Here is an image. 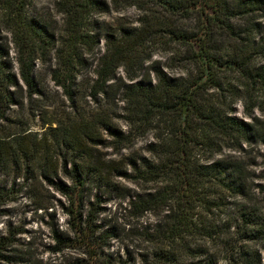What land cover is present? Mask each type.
Masks as SVG:
<instances>
[{
    "label": "trees",
    "instance_id": "1",
    "mask_svg": "<svg viewBox=\"0 0 264 264\" xmlns=\"http://www.w3.org/2000/svg\"><path fill=\"white\" fill-rule=\"evenodd\" d=\"M143 1L183 19L196 16V33L168 28V37L186 48L193 67L183 77L169 78L159 69L155 84L135 82L134 76L125 83L116 76L149 33L146 29L135 32L130 48L106 42L104 53L95 57L104 36L95 17L108 11L104 0H54L59 28L32 15L33 0H0V213L14 192L7 187L11 174L21 178L20 189L36 209L51 208L43 195L46 185L65 201L66 229L53 231L54 251L76 250L83 264H124L108 246L125 229L101 219L97 194L116 192L128 199V218L155 217L141 233L131 231L151 248L144 264H216L206 249L209 244L222 249L226 264H261L260 252L249 245L264 239V216L236 153L244 152L245 145L264 147V120L253 116L264 112V63L256 62L264 45L255 41L262 28L255 19L257 13L264 18V0ZM221 39L231 45L221 49ZM39 65L48 66L64 102L51 101L36 80ZM226 72L235 75L236 85L221 81ZM210 91L221 103L210 101ZM227 97L233 99L229 105ZM235 102L250 122L230 115ZM36 116L41 117L40 133L32 129ZM117 120H123L127 132ZM159 124L169 132L148 145L149 157L121 156L117 161L98 151L106 145L121 153ZM113 176L143 190L131 193L111 184ZM255 188L264 203V176ZM229 197L244 200L235 219L243 246L232 244L229 232L213 221ZM14 243L12 234L0 236V264H34L15 253Z\"/></svg>",
    "mask_w": 264,
    "mask_h": 264
},
{
    "label": "rangeland",
    "instance_id": "2",
    "mask_svg": "<svg viewBox=\"0 0 264 264\" xmlns=\"http://www.w3.org/2000/svg\"><path fill=\"white\" fill-rule=\"evenodd\" d=\"M108 6V11L104 14H99L95 17L98 22V31L103 32L104 36L99 39V45L95 51V57H99L104 53L107 43L112 45H121L129 47L132 36L138 30L146 29L149 33L145 34L140 44L135 48V51L123 67L117 70V77L123 82L129 83L128 77L134 76L135 82L145 81L146 83L155 84V71L161 70L169 78L183 77L186 73L191 72L193 67L188 62L186 48L177 44L168 37V28H175L187 32L196 33L198 31V22L196 16L189 19H183L178 16L171 15L160 6L147 3L143 0H116L114 4L112 0H104ZM54 0H33L31 9L32 15L44 18L49 23L54 24L59 28L60 17L56 14L53 6ZM259 13L255 20L262 25L261 30L255 36V41L264 45V18H260ZM236 25L241 22L236 21ZM5 44L8 46L9 59L12 62L13 70L17 74V65L14 62L15 53L12 49L10 38L5 35ZM221 49L230 46L231 44L221 39L219 40ZM107 42V43H106ZM130 48V47H129ZM96 59V58H95ZM257 63H264V51L261 56L257 57ZM95 66L93 64L91 73ZM223 83L236 85V77L231 73L220 74ZM36 80L46 88L47 95L51 101L59 103L65 101L61 90L53 85L50 80V74L47 65H39L36 73ZM210 101L213 103H221L222 98L212 91L209 92ZM227 95V94H226ZM53 98L55 100H53ZM232 97H227L224 100L225 105H229ZM60 104V103H59ZM66 105V102H65ZM227 107V106H225ZM230 115L237 120L250 122L251 119L245 116L243 106L240 102H235L231 106ZM253 116L264 120V112L255 111ZM41 117L36 116L32 129L39 133L41 129ZM117 126L124 132H127V127L123 120H117ZM168 126L159 124L155 128L142 137H137L131 148L122 150L121 153L114 152L111 148L101 146L98 148L101 156L105 159L120 160L123 157H149L147 147L155 141V137L165 138L168 134ZM102 137L105 141L109 138L102 132ZM244 152L236 153L242 158L245 163V170L248 176L249 191L255 192V197L259 199V208L264 216V203H261L262 196L258 195L256 186L263 182L264 176V147L261 144H253L243 146ZM225 154H233V152L225 151ZM125 169L130 170L129 167ZM15 179V181H14ZM62 179V178H61ZM63 180V179H62ZM22 184L21 178H16L11 174L8 179L7 187H14V192L9 195V200L3 206L0 213V236L12 234L15 240L13 249L18 256L24 260H31L34 264H83V256L80 252L70 249L57 253L54 251L53 231H64L66 229V217L62 213L61 205L65 203L53 189L46 187L43 195L48 197L47 206L51 208L36 209V206L30 202L25 190L20 188ZM111 184L119 187L130 189L131 193L141 192L143 186H137L132 182L124 179H119L115 176L111 179ZM150 188V186H146ZM94 191L90 197V201H94ZM101 195L100 207L104 210L101 219L109 224L115 225L118 228L125 229L119 238L112 239L109 242V252L113 254L115 259L121 260L124 264H144L143 256L151 251V248L142 242L139 236H131L132 233H139L146 227H149L155 221V217L151 214H146L142 219L136 221L128 218L124 208L127 205L128 199L119 198L116 192H106ZM251 196V195H250ZM251 199L246 198V201ZM250 200V201H251ZM244 200L239 197L227 198L224 202L225 208L222 213H216L213 221L219 225L223 231H228L227 238L231 237L234 243L238 246L245 245V242H240L236 230V213ZM228 224H232L231 229L227 230ZM129 230V231H128ZM132 231V233H131ZM256 251L260 252L261 264H264V239L257 244H250ZM208 253L216 258V264H226L222 249L215 244H209L206 248ZM150 259H148L149 261ZM202 264H205L204 262Z\"/></svg>",
    "mask_w": 264,
    "mask_h": 264
}]
</instances>
